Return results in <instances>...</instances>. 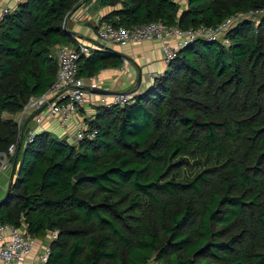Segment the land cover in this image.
I'll use <instances>...</instances> for the list:
<instances>
[{
	"label": "trees",
	"instance_id": "16d2710c",
	"mask_svg": "<svg viewBox=\"0 0 264 264\" xmlns=\"http://www.w3.org/2000/svg\"><path fill=\"white\" fill-rule=\"evenodd\" d=\"M88 1L23 0L1 22L0 152L19 139L16 121L3 114L53 84L54 50L78 43L64 19ZM95 1L111 8L98 25L129 28L216 26L264 8V0H186L183 9L175 0ZM258 20L235 22L228 45H186L129 103L97 106L88 121L94 138L73 144L43 130L20 141L0 219L25 224L39 243L48 226L55 230L46 264H264V16ZM92 47L77 76L121 66L112 48Z\"/></svg>",
	"mask_w": 264,
	"mask_h": 264
},
{
	"label": "built area",
	"instance_id": "2783aa9c",
	"mask_svg": "<svg viewBox=\"0 0 264 264\" xmlns=\"http://www.w3.org/2000/svg\"><path fill=\"white\" fill-rule=\"evenodd\" d=\"M13 10L14 8L5 3L4 0H0V25ZM262 16H264V8L252 9L227 17L216 26L198 28H181L177 25H167L161 21L146 22L130 28L102 23L97 26V42L91 45L78 42L76 46L60 45L57 48L58 69L53 84L43 94L31 96L26 102L23 112H36L44 104H47L46 115L57 118L59 125L65 126L83 104L87 92H90L93 87H99V83L94 77L77 76L78 60L82 55H89L92 52V46L102 49L107 46L137 44L146 40L156 41L160 43L163 58L167 64L175 58L180 49L197 40L218 41L223 45H228L229 40L225 37V33L235 22L244 19L256 20ZM121 67L125 69L126 64L122 63ZM148 77L153 81V74L149 73ZM134 95V92L112 94L108 105L123 106L129 103ZM42 120V115H35V125L26 128L24 131L25 144L33 141ZM96 134V129H90L88 125L86 127L81 126L74 131L70 141L77 144L81 140L94 138ZM20 137L17 142L11 143L5 151L0 152V174L6 168L11 167L15 160ZM56 236L57 232L50 230L45 244L39 243L37 238L27 232L25 224L16 226L0 219V261L4 264H24L25 259L36 251L38 264H46L50 253V242Z\"/></svg>",
	"mask_w": 264,
	"mask_h": 264
},
{
	"label": "crops",
	"instance_id": "0c3cea01",
	"mask_svg": "<svg viewBox=\"0 0 264 264\" xmlns=\"http://www.w3.org/2000/svg\"><path fill=\"white\" fill-rule=\"evenodd\" d=\"M4 1L12 8H15L16 5L23 0ZM175 1L179 2L182 7L181 9L186 6V0ZM110 9V7L98 6L95 0L82 3L78 9L69 15L67 21L68 28L75 33L78 42L91 45L97 42V28L95 29L94 27L98 25V20L109 12ZM111 48L121 55V66L122 63H124L126 67L123 69L121 66L116 67L110 65L93 76L98 81L99 88L109 91L138 93L151 85L152 80L148 77L149 73L153 74L155 78L166 68L159 42L146 40L137 44H129L126 46L116 45ZM138 74L141 75L139 81ZM110 95L111 94H99L92 91L87 92L83 104L78 108L71 119L68 120L65 126L59 125L57 118L46 115L47 104H44L43 107L36 112L24 113L23 110H21L14 114L4 113L3 116L12 118L16 121L18 126L21 125L22 128H24L31 127L32 125L34 126V120L32 121V119L35 115L40 114L43 116V120L38 128V132L45 130L56 137H66V139H68L69 134H72L85 124L88 125V121H91V119L88 120L87 116L92 115V119L94 118L95 109L92 112V109L84 106V104L87 105L90 103L95 108L100 105H108L111 101ZM10 169L11 167H9V170L6 172L0 174V194L7 192ZM48 234L49 233H47L43 239H39V241L45 244ZM36 255V251L33 252L31 256L25 259L24 264H38ZM0 264L4 263L0 261Z\"/></svg>",
	"mask_w": 264,
	"mask_h": 264
},
{
	"label": "water",
	"instance_id": "95a60500",
	"mask_svg": "<svg viewBox=\"0 0 264 264\" xmlns=\"http://www.w3.org/2000/svg\"><path fill=\"white\" fill-rule=\"evenodd\" d=\"M67 17L68 16H66L65 19H64L63 28L68 33L75 35V33L73 31L67 29V27H66ZM140 78H141V75L138 74V81L140 80ZM90 91L95 92V93H99V94H111V95L112 94L123 93V92H117V91H109V90H106V89H103V88H99V87H93V88H91ZM62 140H66V137H63ZM15 166H16V163H15V160H14L12 162V164H11L10 175H9V183H8V189L10 188V185H11V183L13 181ZM84 177H85V174H84V172L81 171L77 175H75V180H80V179H82ZM8 189H7V191H8ZM6 197H7V193L0 200V204L4 201V199H6ZM47 229L50 231L51 230L50 226H48Z\"/></svg>",
	"mask_w": 264,
	"mask_h": 264
},
{
	"label": "rangeland",
	"instance_id": "374dc122",
	"mask_svg": "<svg viewBox=\"0 0 264 264\" xmlns=\"http://www.w3.org/2000/svg\"><path fill=\"white\" fill-rule=\"evenodd\" d=\"M68 17H69V16H68ZM258 21H259V20L256 19V20H254V23L257 24ZM66 23H67V22H66ZM56 51H57V49L54 50L55 54H56ZM152 82H153V81H152ZM145 89H146V88H145ZM141 92H142V91H141ZM138 93H140V92H138ZM86 95H87V94H86ZM84 106H86V107H90V108L92 109V112H93L94 109H95V107H94L93 105H91L90 103H88L87 105L84 104ZM23 108H24V107H23ZM23 108H22V110H23ZM90 112H91V111H90ZM34 117H35V116H34ZM34 117H33V119L31 118L32 121L34 120ZM87 119H88V120H90V119L92 120V115H91V116H87ZM33 122H34V121H33ZM25 126H26V125H25ZM32 126H33V125H32ZM32 126H31V127H32ZM83 127H86V124L83 125ZM19 128H20V129H19V137H20L21 134H22V137H20V138H21L20 141L22 142V140H23L22 143H23V145H24V144H25V143H24V131L26 130V128H29V127H24V128H22V126H20ZM22 130H23V133H22ZM73 133H74V132H73ZM73 133H72V134H73ZM72 134H69V140H71V136H72ZM7 170H9V168H6L3 172H6ZM3 172H2V173H3ZM5 193H6V192H4L3 194H0V199L4 197Z\"/></svg>",
	"mask_w": 264,
	"mask_h": 264
},
{
	"label": "bare ground",
	"instance_id": "6f19581e",
	"mask_svg": "<svg viewBox=\"0 0 264 264\" xmlns=\"http://www.w3.org/2000/svg\"><path fill=\"white\" fill-rule=\"evenodd\" d=\"M114 46H116V45H114ZM112 46H107V47H105V48H111ZM102 49H104V48H102ZM18 147V146H17Z\"/></svg>",
	"mask_w": 264,
	"mask_h": 264
}]
</instances>
